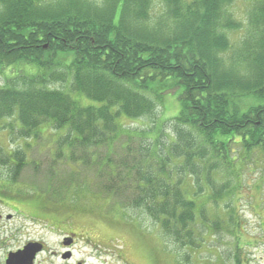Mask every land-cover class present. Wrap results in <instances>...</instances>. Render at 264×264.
Here are the masks:
<instances>
[{
  "label": "trees",
  "instance_id": "trees-1",
  "mask_svg": "<svg viewBox=\"0 0 264 264\" xmlns=\"http://www.w3.org/2000/svg\"><path fill=\"white\" fill-rule=\"evenodd\" d=\"M239 2L250 3L245 27ZM0 69V131L15 142L64 131L51 163L94 172L78 186L51 166L46 191L63 205L87 211L80 199L95 196L198 250L207 233L238 228L234 205L255 169L263 193L264 161L253 160L264 157V0H0ZM167 98L180 104L171 118ZM25 164L0 148V194ZM200 200L231 213L211 223Z\"/></svg>",
  "mask_w": 264,
  "mask_h": 264
},
{
  "label": "rangeland",
  "instance_id": "rangeland-1",
  "mask_svg": "<svg viewBox=\"0 0 264 264\" xmlns=\"http://www.w3.org/2000/svg\"><path fill=\"white\" fill-rule=\"evenodd\" d=\"M250 3L239 2L233 7V11L237 18L247 24V11ZM231 43L236 50L240 42L245 37V29L238 32L230 33ZM230 56V54H229ZM6 71L0 69V86L5 81ZM61 88L60 84L55 85ZM164 118H171L180 112L179 102L172 98L164 100L162 109ZM130 127H143L142 121L137 123L124 121ZM63 132H55L52 128L39 134V138L31 140L13 141L14 136L10 132L0 131V148L11 154L20 150L26 154V164L21 174L17 177L16 183L12 188L18 190V197L24 203L31 206L27 212L36 213L41 208H48L54 212L57 217L55 220H67L71 228L81 233H92L96 237V243L101 244L103 249H113L111 254L99 255L94 249L84 247L79 243L74 248V260L70 264L76 262H84V264H235V254L242 255L245 264H264V190L263 193L254 191L252 187L259 182L262 172L255 169L253 173L247 174V182L249 187L241 191L239 201L234 205L235 217L238 221V228L232 226L228 231L224 229L207 233L205 242L198 250L189 248H180L169 242L163 237L158 226L150 219L141 217L139 221L124 220L122 212L110 214L111 203L103 202L100 198L94 196L83 197L79 201L80 205L87 204L92 207L87 211H83L76 202L71 201L61 203L49 196L46 191L48 174L51 166L59 172L57 180L71 179L79 186L81 182L88 176L91 183L94 180V172L81 167V165L71 166L65 161L59 163H51L56 159V141ZM264 161V157L257 156L253 160L254 164ZM2 173V172H0ZM7 171H3L2 176L5 178ZM2 178L0 181L2 182ZM59 181L55 182L58 183ZM95 182L93 181L92 184ZM97 183V181H96ZM91 189L92 192L99 191ZM25 193V194H24ZM1 199V198H0ZM229 200L225 202L228 204ZM120 204L119 201L115 200ZM61 203V204H60ZM206 203V216L211 223L215 221V217L220 215V220H227L230 211L226 210V204L221 203L219 210L215 209V205L205 200L198 203ZM120 210V209H119ZM0 211L10 212L8 208H4L0 203ZM137 213L129 211V216L136 217ZM138 216V215H137ZM15 223L22 226V243L27 240H45L49 249L59 250L61 239L58 236L50 235L42 231L40 226L26 221L24 218L16 219ZM241 227V228H240ZM73 230V229H72ZM234 232V234H233ZM242 236V250H237V240ZM123 257V258H121ZM59 264V263H58Z\"/></svg>",
  "mask_w": 264,
  "mask_h": 264
},
{
  "label": "flooded vegetation",
  "instance_id": "flooded-vegetation-1",
  "mask_svg": "<svg viewBox=\"0 0 264 264\" xmlns=\"http://www.w3.org/2000/svg\"><path fill=\"white\" fill-rule=\"evenodd\" d=\"M13 193L0 194V203L10 212L0 211V264H7L11 255L23 251L29 244H41L42 252L36 255L34 264H70L74 260V248L81 243L84 247L94 249L100 256L111 254L113 249H103L101 244L95 241L92 233H81L71 228L67 220H55L57 217L48 208H41L39 212L31 213L26 210L31 206L24 203L18 197L19 191L13 189ZM24 218L26 221L40 226L47 234L58 236L60 241L59 250H51L45 240H27L22 243V226L15 223L16 219ZM73 229V230H72ZM123 258V257H121ZM75 264H84L76 262Z\"/></svg>",
  "mask_w": 264,
  "mask_h": 264
},
{
  "label": "water",
  "instance_id": "water-1",
  "mask_svg": "<svg viewBox=\"0 0 264 264\" xmlns=\"http://www.w3.org/2000/svg\"><path fill=\"white\" fill-rule=\"evenodd\" d=\"M41 244H29L23 251L10 256L7 264H34L36 255L42 252Z\"/></svg>",
  "mask_w": 264,
  "mask_h": 264
}]
</instances>
